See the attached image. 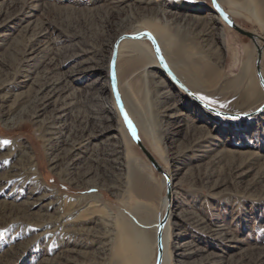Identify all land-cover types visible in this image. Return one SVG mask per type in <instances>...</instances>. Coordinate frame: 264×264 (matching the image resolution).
Returning a JSON list of instances; mask_svg holds the SVG:
<instances>
[{"label":"rangeland","instance_id":"1","mask_svg":"<svg viewBox=\"0 0 264 264\" xmlns=\"http://www.w3.org/2000/svg\"><path fill=\"white\" fill-rule=\"evenodd\" d=\"M217 3L256 41L230 29L211 0H0V142H9L0 143V264H141L144 253L142 264H156L158 235L168 224L172 205L185 218L169 226L172 258L173 243L190 240L198 253L186 264H264V61L259 72L255 66L256 46L264 50V0ZM156 13L174 16L170 26L193 36L195 21L214 14L232 36L226 38L232 60L228 57L219 89L227 98L221 101L223 109L237 114L222 118L191 105L196 114L186 115L195 120V134L205 125L219 140L205 156L196 149L208 146L207 141L186 150L178 162L182 169L174 194L171 183L177 179L170 183L167 177L165 140L141 139L137 132L160 174L133 141L120 111L112 114L107 107L116 105L109 76L112 46L120 37L151 33L148 25L158 28L152 17ZM181 16L187 28L185 22L179 25ZM124 40L145 43L156 59L146 38ZM91 65L95 68L85 70ZM97 77L102 80L92 83ZM234 78L237 86L230 90ZM239 78L242 99L229 100L240 88ZM54 85L63 89L61 100L51 97ZM99 90L100 100L95 97ZM170 102L176 104L174 111H185L178 110L176 96L166 104ZM67 104L64 121L54 119V109ZM101 113L113 117L114 128L92 139L83 160L74 163L69 149L100 130L95 118ZM226 124L245 128L228 130ZM55 127L60 132L53 133ZM113 133L116 139L107 142ZM113 158L121 163L119 170ZM131 172L139 177L134 187ZM160 199L170 207L163 208ZM107 220L117 231L125 226L127 242L119 244L117 235L114 241L104 237L96 223ZM214 223L226 235L215 234ZM139 232L150 243L140 245Z\"/></svg>","mask_w":264,"mask_h":264},{"label":"bare ground","instance_id":"2","mask_svg":"<svg viewBox=\"0 0 264 264\" xmlns=\"http://www.w3.org/2000/svg\"><path fill=\"white\" fill-rule=\"evenodd\" d=\"M187 6H190V5H187ZM200 8H201L200 6L195 7V9H198V10ZM149 16H151V15H149ZM166 16L167 15L165 13L153 14L152 17L155 19V23L157 25H159V26L155 25V27H158V28L160 27V29L162 30L163 27L170 26L169 23L174 19L173 18L174 16H171L170 17L171 19L167 18ZM181 18L179 20L180 21L179 25L182 24L183 22H185L184 21L185 20V16H181ZM169 19H170V21H169ZM218 21H220L218 19V16H216L214 14H205V15H203L201 17L200 20H198V21L196 20L194 25H193V27H192V28H195V29H193V34H194L195 39L197 41L196 44L197 43L201 44L200 46H202V48L206 49V51H208L210 54L211 53L214 54L213 56H215V54L219 53L218 47H220V46L223 47L224 46L225 34L229 33L228 32L229 29H226V27L224 25L221 24L222 25L221 28L217 27V23L216 22H218ZM159 22H160L161 25L159 24ZM186 23L187 22H185V26L187 28V26H189V23L188 24H186ZM147 27H148L149 30L152 31L151 34L153 36L154 35L157 36V38H158V40H159L164 52H165V50H170L169 49L170 47L173 48V47H175V45L178 44L176 42V40H175L176 38L173 39L174 38L173 36H172L173 38H171V34H169V33L165 34L163 32V30L162 31H157L158 28L152 29V27L150 25H148ZM175 28L177 30L179 29L178 27H175ZM119 35H121V34H118L116 37H119ZM182 37H184V36H182ZM180 38H178V39H180ZM126 41L127 40L122 41L119 44V47L117 49L118 54H119V55H117L118 63L120 61H122L124 63H128L131 60L134 61V59H135V60L138 61V63L142 64L141 68L136 70V75L142 74L141 77H139V79H142L144 81L145 85H146V83L149 85V88L151 89V90H149L150 91L149 95L152 96L151 102H152L153 108H154V114H150L149 113L148 116H145L144 112L141 110V107H139L141 111L139 109H138L139 112L135 110L136 105L139 106L135 99L134 100H135L136 105H135V103L130 101V99H126L127 100V109L130 112L129 115L127 113L126 114L128 115V117L130 118V120L134 124L135 128H137L138 135L140 136L141 139L143 137V139L148 138V139H151V140H160V141L165 140V144H166L164 146V151H165L164 154H166L165 161H166V163L168 164V166L170 168V171H169L170 174L167 172V174H168L167 177H168L169 182L171 183V181L177 179V176L179 175V172L182 169V167L180 165H178V162L181 160L183 155H186L185 154L186 150L194 149L195 147L200 146L203 143V141H207V143L209 144L208 146H203L201 149H196L197 152L202 153L201 154L202 156L203 155L205 156L207 153H209L212 150V148H210V147L211 146L214 147L216 145V142L219 139L216 136L215 137H211L210 133H209L210 132V128L206 127L205 125H201V126L198 127L199 128L198 129L199 134L196 135L195 134L196 133V131H195L196 130L195 129L196 126L194 125V121L195 120H192V119L188 120L185 117L184 112H182V111H178V112L173 111V109L175 107L174 103L172 105H169V106H167V105L165 106L164 105L166 99L171 96V93L169 91L164 90V88L166 87V83H165V81L163 79H161L159 77L158 73L155 72L156 71L155 69L157 68V66L154 65V62L153 63L150 62V61H154L152 50H150V48L146 44H142L141 42H126ZM218 44L220 46H217ZM129 46H132L131 48L134 49V50H130ZM196 48H197V46H196ZM202 50H201V53H203ZM194 51L196 52V49ZM195 54L197 55L198 53H195ZM189 57L191 58V56H189ZM193 58H195V57L193 56ZM213 58H215V57H213ZM218 59H219L220 62H222L223 58L220 57L219 54H218ZM261 60L264 61V50H263V52L261 51ZM153 65L155 66V68L153 67ZM91 68L94 69L95 67H93L91 65L90 67H86L85 70H88V69H91ZM118 69H119V66L117 64L116 70L119 71V74H120V70H118ZM133 76H134V74L131 75V77H133ZM101 80H102L101 77H97V78L94 79V81L92 83H98ZM92 83L88 84L86 87L89 88V87L93 86ZM169 87L172 88L171 84H169ZM62 94H64L63 89L56 88V86L52 88L51 97H53V98L55 97V99L53 101L61 100L60 98H61ZM96 95L97 96H95V97L98 100L102 99V90H99L98 94H96ZM145 97H146V95H145ZM45 102H47V101H45ZM108 106H109V110L110 109L113 110V111H111L112 114H114L118 110V107L114 103H110V104L107 103V107ZM68 108H69V105L68 106L59 105L58 107H56L54 109V111H53L54 112V114H53L54 115V119L59 120L60 122H63L65 117H66V115H67L66 111L68 110ZM192 111H194V113L196 114L194 108H192ZM208 113H210V112H208ZM6 115H7V118H8L9 114H6ZM211 115H213V114H211ZM93 116L91 118H93ZM112 118L113 117L105 116L102 113H101L100 116L96 115L95 119H97V126L99 127L100 130L97 131L96 133H94L93 131L90 132L87 135V138L85 139V144H83V142L75 143V144H73L71 146V148L68 151V154L72 158V161L74 163L75 162L77 163V162L81 161V159L83 160V155L82 154L86 153L84 147L87 146L88 144H91L92 139H94L95 137L99 136L101 132H105V131H108V130L114 128V126L111 123L112 122ZM58 126H59V124H58ZM223 126L225 127V129H228V130L229 129L230 130H235V129L244 130V128H245L244 126H239V125H235V124H226V125H223ZM60 128H56V127L53 128L54 129L53 133L60 132L59 131ZM216 128L218 129L219 126H214L213 127V129H216ZM57 130H58V132H57ZM55 135H57V134H55ZM109 139L110 140H115L116 139V135L114 133H113V135L111 134L110 137L108 136L106 138V141L108 142ZM177 140L179 142L177 144H175V142ZM105 143H104V145H105ZM140 143L143 146L141 140H140ZM114 144H116V142ZM108 146H111V145L108 144ZM116 146H117V144H116ZM154 149L157 151L158 150V146L154 145ZM94 151H95V149H94ZM94 151H93V153H94ZM221 152H223V151H221ZM216 153L217 152H215V154ZM217 155H214V156H217ZM116 158H117V156H116ZM85 159H86V157H85ZM91 160H92V162H97L96 159H91ZM113 163H114V167L117 170H119V167L122 166L121 163L118 160L114 159ZM238 169H240V168H238ZM104 170H105V168H104ZM248 172H249L248 170L245 171V172L242 171V173H244V174L248 173ZM128 178L130 179V181L132 183L131 186L134 187L136 185L137 179L139 177H137L135 172H131ZM179 183H180V180H178V179H177V181L175 183H173V184L171 183V193L172 194H174V190H178L179 189ZM171 197L173 198L174 196H171ZM160 205L163 208L170 207V205L167 204L166 200H164V199L160 201ZM175 209H177V206L176 205L175 206L172 205V208H171V211H170V215H169L168 224H167V226H165L162 234L159 236L160 240H161V245H162V248H161L162 255H161L160 264H186V260L191 259L192 257L196 256L197 253H198V249L193 247V243L190 240H180L178 242H174L173 243L174 246H173V250L171 251V254L173 255V258L170 256V254L168 252V235H167V233L169 232V226L170 225H178L180 223V221L185 220L184 216L181 213H179V212L176 213ZM96 224L97 225H100V224L102 225V229H103L102 231H103L104 237L106 235L109 238L111 237V241L112 240L114 241L115 239H112V237L114 238L117 235V236H120L118 238V240H119L118 243L119 244L122 245L123 243L127 242V237L130 234H129V231L125 228V226H123L119 231H117L116 228L115 229L113 228L112 222L110 220H107L103 224L102 223H96ZM154 224H156V223H154ZM212 231L215 234L220 235V236L226 235L225 228H223L222 225H220L219 223H214ZM93 234H95V233H93ZM138 238L140 240V242H139L140 245L141 244L142 245L143 244L146 245V244L150 243V240L148 239V237L145 236L144 233H142V232L138 233ZM152 241L155 244V239L154 238H153ZM140 258L141 259H139V261L142 264L144 262V260H145V253ZM173 261H174V263H172Z\"/></svg>","mask_w":264,"mask_h":264},{"label":"crops","instance_id":"3","mask_svg":"<svg viewBox=\"0 0 264 264\" xmlns=\"http://www.w3.org/2000/svg\"><path fill=\"white\" fill-rule=\"evenodd\" d=\"M217 26H218V28L221 27V25H219V23L217 24ZM162 30L165 34H168V33L171 34V38H173V37H174L173 39L176 38L175 40L178 43L177 45H175V47H173V48L170 47L169 48L170 50H165V52H164L157 36L154 35L156 42H157V45H158V48H159L160 53L162 55V59L164 60V63L166 64V67L168 68L172 77L181 85V87L186 92L190 93L194 98L205 97L206 101H201L199 99L198 100L200 102H202L203 104H205L206 106H208L212 109H215L219 112H222V113L237 114V112H229V111L227 112L226 109H223L224 105H222L221 101L225 100L227 98H226V95H222L225 93H221V89H219V83L221 81H223L224 78H226V76H227L226 67H228L227 61H228L229 56L226 54V52L228 50L227 46H226V44H227L226 38L228 39V37H229V39H231L232 36L229 33L225 34L224 46L221 47L218 44L217 46H220V47H218L219 53H217V54H215V56H213L214 54H212V53L210 54L208 51H206V49L202 48V46H200L201 44H199V43L196 44L197 41L195 39V36H193L191 34H187V33H186L187 34L186 35L184 32L180 33L179 30H177L176 28H174L172 26L163 27ZM182 36H184V37H182ZM178 38H180V39H178ZM142 44H145V43H142ZM196 46H197V48H196ZM195 49H196V52L194 51ZM201 50L203 53H201ZM194 52L198 53V54L196 55ZM218 54L220 57L223 58L222 62L219 61ZM189 56H191V58ZM193 56L195 58H193ZM213 57H215V58H213ZM153 58H154V55H153ZM229 58H231V60H232V57H229ZM150 62H152V63L154 62V65L157 66V68L155 69L156 70L155 72L158 73L159 77L165 81L166 87L164 88V90L169 91L171 93V96L168 97L165 101V104H164L165 106L166 105L167 106L172 105L173 103L170 102L169 104H166V102L168 100H170L172 96H176V98L178 99L177 108H178V110H180V109L185 110L182 112H184L185 117L188 120L190 118L187 117L188 115H186V112L192 111L193 107L191 105H194L198 109L199 108L202 109V107L199 106L198 104H196L195 101L193 99H191L186 94V92L184 90L178 88L170 80V78L160 69V67L158 66V62L155 58H154V61H150ZM117 64L119 66L118 70L121 69V65H122V70H120V74H119V71L116 70ZM121 65H120V63H118V60H116L115 68H114V81L116 84V88L119 92V95L122 99V104H123V108H124L125 112L128 115L130 113L127 109V100H126V99H130V101H132L133 103H135V100L137 101L139 106H137L135 103V105H136L135 110L136 111H138V109L140 110L139 107H141V110L144 112L145 116H148L149 113L154 114V108H153V104L151 102L152 96L149 95L150 94L149 90H151V89L149 88V85L147 83L145 85L144 81L142 79H139V77H141L142 74L136 75V70L140 69L142 64L138 63V61L134 59V61L131 60L128 63L123 62V63H121ZM154 65H153V67L155 68ZM128 66L130 67V69H128L129 68ZM132 74H134L133 77H131ZM225 83L226 84L224 87L226 88L228 83H227V81ZM238 83H239L240 88L238 90L234 91L235 95H232L229 100H238V99L241 100L242 99L241 98V95H242L241 94L242 93L241 78L238 79ZM169 84H171L172 88L169 87ZM229 84L231 87L230 90H232V89L235 90L236 86H237V78L232 79L229 82ZM224 90L225 89H223V91ZM237 94H238V96H237ZM145 95H146V97H143ZM175 100L176 99H172V102H174ZM209 101H210V103H209ZM232 106H235V105H232ZM146 107L148 108L149 112L146 109ZM175 107H176V104H175ZM175 107H174V109H175ZM152 108H153V110H152ZM174 109H173V111H174ZM175 112H178V111H175ZM192 112L191 113L194 114V111H192Z\"/></svg>","mask_w":264,"mask_h":264},{"label":"water","instance_id":"4","mask_svg":"<svg viewBox=\"0 0 264 264\" xmlns=\"http://www.w3.org/2000/svg\"><path fill=\"white\" fill-rule=\"evenodd\" d=\"M211 5L213 10L219 15L220 19L233 31H235L236 33L240 34L243 37H246L250 40H252L253 42L256 41V35H254L253 33H250L248 31H245L243 29H241L240 27H238L232 20H230L218 7V3L215 0V6L213 5V0H211ZM142 38H146L154 51L156 60L158 62V66L160 67V69L170 78V80L180 89L184 90L181 85L172 77V75L170 74L168 68L166 67V64L164 63V60L162 59V55L160 53V50L158 48L157 42L154 38V36L149 33H141L138 35H133V36H125V37H120L118 38L114 45L112 46V57L110 60V71H109V76H110V83H111V91L116 103V106L118 107V110L120 111V114L122 116L124 125L126 127V129L128 130V133L130 134V136L132 137L133 141L135 142V144L138 146V148L140 149V151L142 152V154L144 155V157L146 158V160L149 162V164L151 165V167L157 172V173H162V169L161 167L158 165V163L156 162V160L153 158V156L150 154V152L141 145L140 140L137 136V131L136 128L134 126V124L132 123V121L130 120V118L128 117V115L126 114L123 105H122V101L117 93L116 90V86L114 84V80H113V70H114V65H115V61H116V56H117V49L119 46V43L123 40V39H129V40H137V39H142ZM260 61H261V50L260 48H258L256 46V61H255V66H256V71L259 72V66H260ZM185 91V90H184ZM186 92V91H185ZM186 94L195 101L196 104H198L199 106H201L203 109L207 110L208 112H210L211 114L217 116V117H222V118H230L232 115H228V114H224L221 113L219 111H216L215 109H212L208 106H206L205 104H203L202 102H200L198 99L194 98L190 93L186 92ZM125 114L127 116V120L131 122L132 127L135 130V136H133V133L130 131L129 129V125L125 120ZM159 234V233H158ZM158 239H159V235H158ZM158 242V254H157V261L156 264H160L161 261V247H160V240L157 241Z\"/></svg>","mask_w":264,"mask_h":264},{"label":"snow or ice","instance_id":"5","mask_svg":"<svg viewBox=\"0 0 264 264\" xmlns=\"http://www.w3.org/2000/svg\"><path fill=\"white\" fill-rule=\"evenodd\" d=\"M213 5L215 6V0H213ZM196 98L199 99V100H201V101H206V98H205V97H196ZM209 103H210V101H209ZM125 120H126V122L128 123V125H129V129H130V131L133 133V136H135V130H134V128L132 127L131 122L127 120V116H126V114H125ZM0 143L7 144V143H9V142H8V141H3V142H0Z\"/></svg>","mask_w":264,"mask_h":264}]
</instances>
